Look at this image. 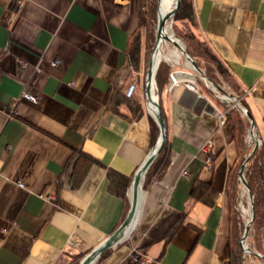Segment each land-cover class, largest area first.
<instances>
[{"label":"crops","instance_id":"crops-1","mask_svg":"<svg viewBox=\"0 0 264 264\" xmlns=\"http://www.w3.org/2000/svg\"><path fill=\"white\" fill-rule=\"evenodd\" d=\"M191 3L189 28L229 70L264 146V0ZM137 26V0H0V264H80L125 220L153 148L144 60L137 71L127 52ZM164 51L195 89L168 80L158 100L170 162L144 187L147 170L133 227L92 264H141L135 251L152 264H231L227 185L239 152L228 101L176 45ZM132 82L140 116L123 101ZM108 170L131 177L126 198ZM198 182L218 191L212 204L193 195ZM246 196L242 184L248 221Z\"/></svg>","mask_w":264,"mask_h":264},{"label":"trees","instance_id":"trees-1","mask_svg":"<svg viewBox=\"0 0 264 264\" xmlns=\"http://www.w3.org/2000/svg\"><path fill=\"white\" fill-rule=\"evenodd\" d=\"M157 9L158 0H137L138 26L130 37L127 49L131 64L137 71L140 70L143 60L144 62L149 61L153 49L156 39ZM192 21H194V11L191 0H181L178 11L173 17L175 32L172 36L183 42L186 50L193 56L199 68L204 71L205 77L216 83L220 91L230 94L232 98L240 97L242 92L222 60L205 41L199 39L189 28L188 24ZM142 53H144V58ZM170 71V65L162 60L155 76L159 100L162 91L166 88ZM224 82H227L233 91L226 90L223 86ZM218 99L222 103L225 102L222 98ZM123 101L127 103L135 116L142 115L143 107L137 95L134 94ZM112 102L114 103V100ZM242 103L243 100H241V105ZM161 112L165 119L164 112L162 110ZM226 120L231 123L234 129V138L239 152V158L229 173L227 185L231 264H264V146L253 138L247 140L251 123L238 107H232L228 111ZM149 127L152 146H154L159 136V127L151 116L149 117ZM255 137L258 139L256 134ZM169 162V142L167 141L150 165L144 187H146L151 175L162 173ZM243 163H245L243 177L252 193L255 211V217L247 235L250 253L244 250L242 244L246 222L242 216L240 206L242 183L239 177ZM108 176L111 180V189L116 194L126 198L132 180L131 177L122 175L115 170H108ZM217 194L218 191L215 188L203 182H198L193 188V195L208 204L214 202ZM174 231L175 227H172L167 233L168 236L173 235ZM106 253L107 251L103 253V256ZM78 263L79 260L75 259L73 264Z\"/></svg>","mask_w":264,"mask_h":264},{"label":"water","instance_id":"water-1","mask_svg":"<svg viewBox=\"0 0 264 264\" xmlns=\"http://www.w3.org/2000/svg\"><path fill=\"white\" fill-rule=\"evenodd\" d=\"M162 0H158V9H157V27H156V39L153 45V49L150 54V58L148 61L146 76H145V89H144V95L146 98L147 108L149 113L153 116V118L156 120L158 126H159V137L156 142V144L153 146L151 152L149 153L147 159L143 163V165L137 170V172L134 175L131 187H130V209L129 212L123 221V223L119 226V228L113 232L110 236H108L105 240H103L96 248H94L85 258H83L80 262V264H92L106 249L116 245L121 241V239L128 233L131 228L133 227L137 214L139 212V208L142 202V198L144 195V189H143V181L145 174L147 170L149 169L150 165L160 152V150L164 147V145L167 142V128L165 120L162 116L159 100H158V94H156V98L153 97V93L156 89V73L157 69L159 67L160 62L155 60V55L160 52L161 45L165 41L172 42L174 45L177 46V48L182 52V54L190 61V63L193 65L194 69L202 75L203 78L208 80L209 82L213 83L211 80L207 79L205 77V73L202 69L199 68L197 63L195 62L193 56L186 50L183 42L172 36L167 31V22L171 20L175 14L178 11V8L181 4V0H176L174 6L172 9L167 12L166 14L161 13L160 4ZM215 87L218 88V85L216 83H213ZM230 97L231 95L228 94ZM153 102L156 105V109L153 111L149 108V102ZM245 115L250 118L251 127H250V134L251 137L256 140L258 143V139L255 137L254 133V121L251 116V113L249 110L245 111ZM245 163L242 164L240 169V182L244 185L245 189L247 190L250 202H251V208H252V217L246 222L245 231L242 238V244L244 247H247L249 249V246L247 244V235L250 229V226L254 220L255 217V211H254V205H253V196L250 191V189L247 186V183L243 177V169H244ZM250 250V249H249ZM251 252V250H250Z\"/></svg>","mask_w":264,"mask_h":264},{"label":"built area","instance_id":"built-area-1","mask_svg":"<svg viewBox=\"0 0 264 264\" xmlns=\"http://www.w3.org/2000/svg\"><path fill=\"white\" fill-rule=\"evenodd\" d=\"M17 3L21 6L26 0H16ZM170 82H169V86L172 87V86H175L177 84H180V83H184L186 87L190 88V89H195V83L188 79V78H185L183 76V74L179 73L178 71H171L170 72ZM135 90H136V82H132L131 84H129L127 90H126V95L128 97H131L133 96V94L135 93ZM214 90L217 94H219L224 100L228 101V107H227V110L231 109L232 107H239L237 105H240V109L245 113V111L247 110L245 106L241 105V99L240 98H232L226 94H222L218 89H216L214 87ZM23 97L29 99V100H35L36 97L32 94H30L29 92H25L23 94ZM224 115H221V119L223 118ZM224 120V118H223ZM252 138V137H251ZM259 143H260V140H258ZM207 162L210 163V157L207 159ZM185 174L187 172H184ZM244 250L246 252H249L250 253V250L247 248V247H244ZM131 260L133 262H139L141 264H152L153 263V259L148 257L146 254L144 253H141L140 251H135L133 252L132 254V257H131Z\"/></svg>","mask_w":264,"mask_h":264},{"label":"rangeland","instance_id":"rangeland-1","mask_svg":"<svg viewBox=\"0 0 264 264\" xmlns=\"http://www.w3.org/2000/svg\"><path fill=\"white\" fill-rule=\"evenodd\" d=\"M156 27H157V24H156ZM167 28H168V31H169V33L170 34H173L175 31H174V29H173V18L171 19V20H169L168 22H167ZM144 34V33H143ZM168 43H170V44H173L172 42H168ZM167 46V44L165 45V47ZM179 54H182V52L181 51H179ZM149 58H150V56H149ZM147 66H148V61L147 62H143V68H142V72H141V75H140V78L142 77V80H143V82H144V80H145V76H146V71H147ZM197 72V71H196ZM198 80H199V82H201L202 84H209L212 88H213V90H214V85L212 84V83H210V82H208L205 78H203L202 77V75L201 74H199L198 73ZM225 88H226V90H228V91H233V89L229 86V84L227 83V82H224V85H223ZM215 91V90H214ZM156 93H157V89H156ZM237 106H239L240 107V105H237ZM238 107V108H239ZM240 109V108H239ZM240 111H241V113L242 114H244V112L240 109ZM244 205H248V206H246V207H249V205H250V200H249V198H248V196H246V197H244ZM251 206V205H250ZM251 214H252V208H251V212H250ZM251 214H250V216L248 217V219H250L251 218ZM245 222H247L246 220H245Z\"/></svg>","mask_w":264,"mask_h":264},{"label":"bare ground","instance_id":"bare-ground-1","mask_svg":"<svg viewBox=\"0 0 264 264\" xmlns=\"http://www.w3.org/2000/svg\"><path fill=\"white\" fill-rule=\"evenodd\" d=\"M175 1L176 0H162L161 1V4H160V9H161V13L162 14H166L167 12H169L172 7L174 6L175 4ZM167 31H168V28H167ZM169 32V31H168ZM168 45L169 46V43L168 41H165L163 43V45H161V48H160V52L158 54L155 55V60L156 61H159L160 59H164L166 58L167 56L165 55V51H164V48H165V45ZM156 89H155V92L153 93V97L156 98ZM149 108L150 110H154L156 109V105L153 103V102H149ZM138 215V214H137Z\"/></svg>","mask_w":264,"mask_h":264}]
</instances>
